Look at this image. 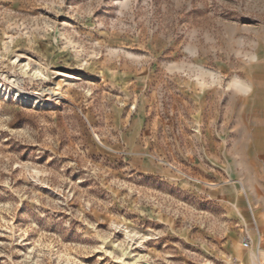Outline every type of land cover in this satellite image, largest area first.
<instances>
[{"label":"rangeland","instance_id":"1","mask_svg":"<svg viewBox=\"0 0 264 264\" xmlns=\"http://www.w3.org/2000/svg\"><path fill=\"white\" fill-rule=\"evenodd\" d=\"M0 86V264L256 252L264 0H0Z\"/></svg>","mask_w":264,"mask_h":264},{"label":"bare ground","instance_id":"2","mask_svg":"<svg viewBox=\"0 0 264 264\" xmlns=\"http://www.w3.org/2000/svg\"><path fill=\"white\" fill-rule=\"evenodd\" d=\"M5 96L7 98H9L11 96V93L8 90H4L3 86H0V97ZM17 98H23L24 101L26 102H30V99L28 97H23L22 95H20V93H17ZM35 103L38 104L37 101H35ZM39 105H43L44 104H39ZM257 231H258V248L256 250V252L254 254H251L248 259H241V264H264V248L262 246L263 244V238H262V232H264V221L261 223V226L257 227Z\"/></svg>","mask_w":264,"mask_h":264},{"label":"built area","instance_id":"3","mask_svg":"<svg viewBox=\"0 0 264 264\" xmlns=\"http://www.w3.org/2000/svg\"><path fill=\"white\" fill-rule=\"evenodd\" d=\"M255 245H258V242L249 234L246 233V236L244 237L242 241V247L245 250H249L255 247Z\"/></svg>","mask_w":264,"mask_h":264},{"label":"snow or ice","instance_id":"4","mask_svg":"<svg viewBox=\"0 0 264 264\" xmlns=\"http://www.w3.org/2000/svg\"><path fill=\"white\" fill-rule=\"evenodd\" d=\"M38 75H39V73H38Z\"/></svg>","mask_w":264,"mask_h":264}]
</instances>
